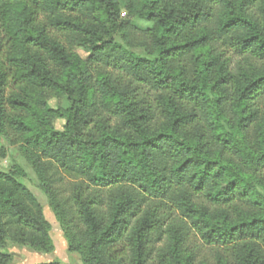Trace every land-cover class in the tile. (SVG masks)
Instances as JSON below:
<instances>
[{
  "label": "trees",
  "instance_id": "trees-1",
  "mask_svg": "<svg viewBox=\"0 0 264 264\" xmlns=\"http://www.w3.org/2000/svg\"><path fill=\"white\" fill-rule=\"evenodd\" d=\"M3 133L73 180L51 201L85 264H199L193 233L214 264H264V0H0ZM49 231L0 171V264Z\"/></svg>",
  "mask_w": 264,
  "mask_h": 264
},
{
  "label": "rangeland",
  "instance_id": "rangeland-1",
  "mask_svg": "<svg viewBox=\"0 0 264 264\" xmlns=\"http://www.w3.org/2000/svg\"><path fill=\"white\" fill-rule=\"evenodd\" d=\"M121 15L124 16L125 12L122 11ZM134 22L139 27L149 26L148 23L138 19H135ZM116 38L120 40L118 36ZM75 51L82 59H86L90 55L82 48H76ZM48 105L54 109L68 108L70 103L67 97H62L60 100L49 99ZM64 125L65 120L63 119H58L54 123L57 130H63ZM0 148L3 150V154H0V171L15 172L17 178L35 195L41 203L44 217L50 225L51 238L49 250H37L28 244L8 240L3 249L9 255L6 264H39L54 260L64 264H85L78 251L69 249L67 233L53 210L54 200L51 201V197H53L56 201L63 202L71 191L73 180L53 164H47L43 173L36 171L32 164V151L26 147L19 135L3 133L0 136ZM46 188L49 190V194L46 192ZM69 211L72 213L71 209ZM72 216L74 223H78L76 216L74 214ZM186 242L196 250V261L199 264H214L211 246L202 243L199 236L194 233L190 234Z\"/></svg>",
  "mask_w": 264,
  "mask_h": 264
}]
</instances>
